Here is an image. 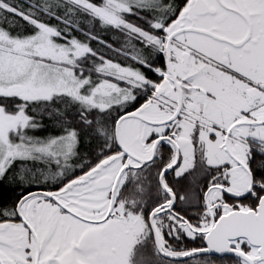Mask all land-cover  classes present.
Wrapping results in <instances>:
<instances>
[{
    "label": "snow or ice",
    "instance_id": "1",
    "mask_svg": "<svg viewBox=\"0 0 264 264\" xmlns=\"http://www.w3.org/2000/svg\"><path fill=\"white\" fill-rule=\"evenodd\" d=\"M0 264H264V0H0Z\"/></svg>",
    "mask_w": 264,
    "mask_h": 264
}]
</instances>
